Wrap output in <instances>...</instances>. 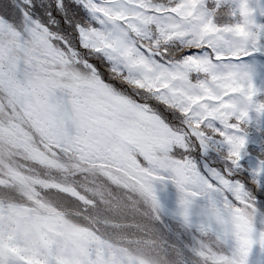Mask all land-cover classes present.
<instances>
[{
    "label": "snow or ice",
    "instance_id": "obj_1",
    "mask_svg": "<svg viewBox=\"0 0 264 264\" xmlns=\"http://www.w3.org/2000/svg\"><path fill=\"white\" fill-rule=\"evenodd\" d=\"M23 2L0 6V264H157L154 241L119 231L140 226L112 189L159 219L169 181L183 223L230 246L198 242L202 264L256 251L264 264L256 201L236 178L252 134L264 150V0H80L98 26L76 24L79 48ZM76 2L56 8L79 16ZM197 144L223 171L201 170ZM251 175L264 187V158ZM97 204L121 219L87 215Z\"/></svg>",
    "mask_w": 264,
    "mask_h": 264
},
{
    "label": "rangeland",
    "instance_id": "obj_2",
    "mask_svg": "<svg viewBox=\"0 0 264 264\" xmlns=\"http://www.w3.org/2000/svg\"><path fill=\"white\" fill-rule=\"evenodd\" d=\"M46 1L47 0H32L33 8L31 12L33 19H38L42 24H45V20H49V18L53 16L57 19L56 28L59 30V33L63 35L64 31L61 30L59 21L61 22V24H63L66 19H62L63 14L60 9H50V7H47L45 3ZM10 2L12 5L16 6L17 12H19L20 9L24 6L26 7L23 0H10ZM0 6L6 7V0H0ZM37 8L40 9V12L36 11ZM49 12H52L53 14L49 16ZM66 17L68 20L69 16ZM83 23L86 24L87 22ZM68 33L70 34L69 31ZM74 39L75 35H72L68 38V41L74 43ZM76 47L79 48L78 45H76ZM192 153H199L201 165H203L204 167L208 164H210L211 166L213 165L212 159L201 153L198 144L195 145ZM77 179L80 178L77 177ZM156 187L159 199L169 204L170 202H172V204H170L171 206L178 207V192L176 187L172 183H170V181L164 184H158ZM112 192L113 195L116 196L118 199L123 200L124 207L121 209L123 216L128 215L131 210H135L136 208L146 214L150 212L149 207L145 205L143 201L139 198L133 196V200L136 201V203L131 204L127 199L124 198L125 193L123 191L113 188ZM45 195H48V193H45ZM171 198L174 199L171 200ZM197 201L200 202L196 203L197 206L193 205V208L191 210V215L194 216L192 217V220L195 222H199L204 210L201 208L203 206H201V204L204 203V201H202V199H199ZM100 209L101 206L97 204V209L94 210L92 208H88L86 210V214L89 216L99 215L101 221H103L104 219L119 221V219L117 218L120 217V215H113L111 212L107 211L101 212ZM159 214L163 222L160 225V227L162 228L160 231H152L143 223L137 222V219L132 216L128 220H134L140 227L124 228L119 230L125 233L130 239H150L154 241V245L146 247L144 249V252L146 256L157 261V264H202L201 258L196 255L195 251L199 247V243L206 244L207 246L212 247L217 251H225L224 245L218 242L215 238H200L197 233L193 232V229L187 227L186 225L172 217L171 214H167V212L163 211L162 208H160ZM166 215L169 216L166 217ZM98 226L100 228H103L104 231L107 233H116L118 231L115 228L106 226L103 222H101ZM254 255L256 258L261 259V253L259 251H256ZM257 264H259V261Z\"/></svg>",
    "mask_w": 264,
    "mask_h": 264
},
{
    "label": "trees",
    "instance_id": "obj_3",
    "mask_svg": "<svg viewBox=\"0 0 264 264\" xmlns=\"http://www.w3.org/2000/svg\"><path fill=\"white\" fill-rule=\"evenodd\" d=\"M20 1V0H18ZM50 21H52V23H47V27H49L50 30L54 31V32H57L58 35H60L63 39H65L66 41H68V38L72 35H75V39H74V43L75 45H78L79 46V36H78V33L75 31V26H76V23H74L73 21V24L68 22V23H63L61 24V22L59 21V25L61 27V30L64 31L63 35L59 33V30L56 28V22H57V19L54 18L53 16H51V18H49ZM49 20H45V23ZM75 24V25H74ZM68 28V31L70 32V34L68 33V31H65V29ZM76 33H77V36H78V41H77V36H76ZM68 34V35H66ZM69 42V41H68ZM71 43V42H69ZM260 140V137H258L257 135H251L250 136V145H249V149H248V152H249V155L246 156V158L241 162L242 163V168L243 170L237 175V179L240 180L241 183H243L246 187V189H248L251 194L253 195L255 201H256V207L258 206V210H260V208L262 207L261 205V201H264V197H263V187H260L259 189L257 188V185L252 183V171L254 169L257 168L258 166V162L261 158H264V150H261L257 147V144H258V141ZM253 156V157H252ZM210 159H212L213 161V165L211 168H215L219 171H223V168L226 164L225 161H223L222 157H220L216 152H212L209 156H208ZM215 158H221L220 160H216ZM250 158H252V160H250ZM199 202V201H195V204ZM164 206V205H163ZM165 207V206H164ZM160 208H162V210L164 211L163 207L161 206L160 204ZM167 209V208H166ZM258 213V212H257ZM172 217H174L175 219H179L178 216H175L173 214H171ZM160 216V214H159ZM169 216V215H166V217ZM137 219V222H141L143 223L145 226L149 224V221H141L138 218ZM120 220V219H119ZM161 221V218L159 217V219H156L153 214H152V218H151V222H150V226L152 225H155L156 223H159ZM102 231H104L103 228H101ZM105 232V231H104ZM198 235V234H197Z\"/></svg>",
    "mask_w": 264,
    "mask_h": 264
}]
</instances>
